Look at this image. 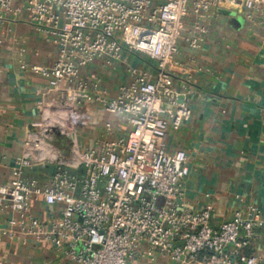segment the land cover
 <instances>
[{
    "label": "built area",
    "instance_id": "built-area-1",
    "mask_svg": "<svg viewBox=\"0 0 264 264\" xmlns=\"http://www.w3.org/2000/svg\"><path fill=\"white\" fill-rule=\"evenodd\" d=\"M221 6L249 15L260 13L264 0H0V23L26 13L57 49L51 65L28 66L20 59V68L44 77L47 89H63L71 105L99 87L95 73L80 76L95 60H117L127 50L152 58L156 69L151 75L131 67L132 79L113 98L94 97L106 111L128 117L125 137L59 161L42 184L22 178L30 161L25 153L17 157L10 182L0 185V207L17 215L9 237L50 242L72 264H139L156 255L170 264H264L263 255L245 252L264 231L259 209L249 204L212 226L211 203L193 208L184 201L186 152L166 146L169 126L190 115L167 70L169 63H182L176 57L180 39L199 45L198 35L184 33L185 19ZM260 19L264 23V10ZM37 199L60 205L58 218L34 215L30 202Z\"/></svg>",
    "mask_w": 264,
    "mask_h": 264
},
{
    "label": "crops",
    "instance_id": "crops-1",
    "mask_svg": "<svg viewBox=\"0 0 264 264\" xmlns=\"http://www.w3.org/2000/svg\"><path fill=\"white\" fill-rule=\"evenodd\" d=\"M264 6L261 7V12ZM261 12L217 7L203 16L185 19L188 35H198L199 45L178 42L181 65H167L173 84L181 92L190 115L176 128L169 126L167 150L183 149L189 175L184 201L193 208L212 204L210 224L232 218L236 209L255 205L264 217V23ZM0 185L8 184L25 155L29 165L22 178L46 183L54 166L71 161L80 150L102 141L125 137L130 130L125 114L110 113L95 100L113 98L119 85L132 79L129 68L156 73L155 61L123 50L119 59L95 60L80 69V76L95 73L99 87L91 98L72 105L63 89H47V80L21 69L19 60L51 65L57 49L49 35L22 13L11 23H0ZM23 49V53H21ZM60 205L41 199L30 211L44 221L60 214ZM17 215L0 207V264H72L50 242L31 235L9 237L11 219ZM264 257V231H258L245 248ZM139 264H170L156 255Z\"/></svg>",
    "mask_w": 264,
    "mask_h": 264
},
{
    "label": "water",
    "instance_id": "water-1",
    "mask_svg": "<svg viewBox=\"0 0 264 264\" xmlns=\"http://www.w3.org/2000/svg\"><path fill=\"white\" fill-rule=\"evenodd\" d=\"M182 98H183V97H181V95H180L178 100H179V101H183Z\"/></svg>",
    "mask_w": 264,
    "mask_h": 264
}]
</instances>
